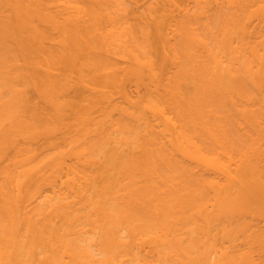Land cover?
I'll return each instance as SVG.
<instances>
[{
	"label": "bare ground",
	"instance_id": "obj_1",
	"mask_svg": "<svg viewBox=\"0 0 264 264\" xmlns=\"http://www.w3.org/2000/svg\"><path fill=\"white\" fill-rule=\"evenodd\" d=\"M0 264H264V0H0Z\"/></svg>",
	"mask_w": 264,
	"mask_h": 264
}]
</instances>
